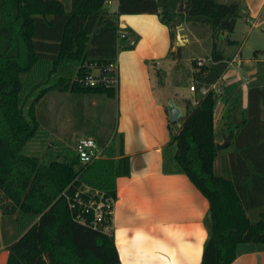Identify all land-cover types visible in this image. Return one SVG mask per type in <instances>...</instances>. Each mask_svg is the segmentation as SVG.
Segmentation results:
<instances>
[{"label": "trees", "instance_id": "obj_1", "mask_svg": "<svg viewBox=\"0 0 264 264\" xmlns=\"http://www.w3.org/2000/svg\"><path fill=\"white\" fill-rule=\"evenodd\" d=\"M108 1L72 0L67 11L61 0H0V210L17 214L20 232L8 246L6 264H123L114 235L106 230L112 214L95 228L90 224L93 212H82L79 205L71 209L67 197L74 200L89 184L102 190L105 200H116V179L130 175V158H114L115 141L108 150L110 158L86 166L73 149H62L48 161L27 153L28 144L44 130L37 105L47 93L116 96V87L82 86L76 78L92 65L117 60L120 49L136 47H118L122 16L157 15L175 38V24L167 8L160 10L158 0H118L113 13L107 9ZM183 9L212 26L211 59L223 60L219 38L234 43L230 37L241 17L239 3L186 0ZM200 67L201 72L208 69ZM250 97V114L260 113L264 87L252 88ZM217 101L213 90L198 105L188 100L182 125L171 132L163 150L164 171L186 174L210 203L211 229L201 264H232L239 244L264 243V212L256 220L248 215L264 205V169L251 154L261 139L252 141L238 160L232 159V178L218 176ZM249 159L254 163L251 169L246 165ZM81 193L86 201H99L94 190Z\"/></svg>", "mask_w": 264, "mask_h": 264}, {"label": "crops", "instance_id": "obj_2", "mask_svg": "<svg viewBox=\"0 0 264 264\" xmlns=\"http://www.w3.org/2000/svg\"><path fill=\"white\" fill-rule=\"evenodd\" d=\"M185 1L181 0L179 6L181 14ZM218 2L239 3L240 18L244 22L240 24L238 20L230 37L233 44L226 42L225 36L223 40L219 38L218 47L225 58L208 61L205 72L199 67L189 93L180 92L174 76L179 74L176 65L182 58L178 49L199 40L190 21L174 23L175 38L172 39V30L157 15L120 18V27L131 30L137 45L133 50H119L117 94L107 96L115 107V123L102 143L105 155L99 160L111 157L108 150L113 141L116 143L114 158H130V175L116 179L118 197L113 204L110 226L123 264L202 262L211 229L210 203L186 174L168 173L163 168L164 147L171 139V132L182 125L187 101L198 97V93L202 99L213 90L218 97L215 140L222 147L215 160V173L232 178V159L238 160V154L257 138L261 144L251 154L259 168L264 169V104L260 113L250 114L251 89L264 87V0ZM158 4L161 11L167 8L170 14L173 12L170 3L163 7L158 0ZM107 9L116 12L117 0ZM197 23L206 24L203 20ZM127 45L128 42H121L120 48ZM212 45L213 38L209 44L210 55ZM196 60L202 59L197 57L194 64ZM191 85L196 86V91L191 90ZM172 103L181 107L182 116L178 121L171 119ZM246 165L251 169L254 163L249 159ZM84 188L102 191L89 184H84ZM261 188L264 194V186ZM261 212L264 205L249 210L248 215L258 216ZM14 241L7 243L0 239V264H6L8 246ZM237 253L232 264H264V243H241Z\"/></svg>", "mask_w": 264, "mask_h": 264}, {"label": "rangeland", "instance_id": "obj_3", "mask_svg": "<svg viewBox=\"0 0 264 264\" xmlns=\"http://www.w3.org/2000/svg\"><path fill=\"white\" fill-rule=\"evenodd\" d=\"M61 1L64 2L66 10L70 11L72 0ZM159 1L163 7L165 3H170L173 11L170 19L173 24L190 21L194 34L199 38L198 41L193 40L183 47L182 58L179 65H176L179 74L177 77L174 76V79L178 83V89L180 92L189 93L194 73L200 71L199 65L195 68L194 60L198 57L211 61L209 44L212 38V26L207 23L205 25L197 23L201 20L205 22V18H192L186 13H179L181 0ZM238 20L240 24L244 22L243 18ZM196 82L199 85L198 79ZM201 95L198 93L199 98ZM114 112V104L106 95L51 91L37 105V114L44 130L28 144L27 153L39 157L42 161H48L62 149L75 150L77 142L87 135L96 138L102 145L114 127ZM62 142L66 146H63ZM0 213V239L8 243L15 240L20 233L17 214L4 215L1 210ZM257 217L252 215L250 218L256 220ZM107 231H110V227Z\"/></svg>", "mask_w": 264, "mask_h": 264}, {"label": "built area", "instance_id": "obj_4", "mask_svg": "<svg viewBox=\"0 0 264 264\" xmlns=\"http://www.w3.org/2000/svg\"><path fill=\"white\" fill-rule=\"evenodd\" d=\"M115 0H109L107 6H113ZM118 7V0H117ZM126 41L130 46L137 45V39L134 34L122 30L120 32V37L118 39V47L120 48L121 42ZM208 61L205 59L199 60L197 63L199 66H203ZM76 81L82 86H113L118 87L119 84V66L117 60L107 63L106 65L98 66L92 65L91 69L87 74L79 76L76 78ZM191 90L196 91V86L192 85ZM200 98L193 97L191 102L193 105H198L200 103ZM76 152L79 155L80 163L82 165H91L95 161L99 160L105 155V145H100L98 140L93 137L85 136L82 137L76 145ZM94 189L84 188L83 191L77 192L74 200L68 196V201L71 209H75L78 205L82 209V212H93L94 218L90 224L93 227H99L100 223L106 220L107 214H112L114 199H106L105 193L102 191L94 190L96 195L99 196V201L90 199L86 201L82 197L81 192H89ZM106 207V209H104ZM82 222H85V219L80 215L78 216ZM108 227H106L107 230Z\"/></svg>", "mask_w": 264, "mask_h": 264}, {"label": "water", "instance_id": "obj_5", "mask_svg": "<svg viewBox=\"0 0 264 264\" xmlns=\"http://www.w3.org/2000/svg\"><path fill=\"white\" fill-rule=\"evenodd\" d=\"M224 39V36H220V40H223ZM178 41H179V44L182 45V39H181V36H178ZM171 107V119L172 121H178L179 117L182 116V113H181V107L179 105H177L176 103H172L170 105ZM222 145L221 144H217V149H221Z\"/></svg>", "mask_w": 264, "mask_h": 264}]
</instances>
